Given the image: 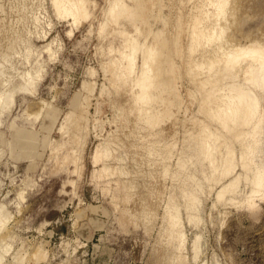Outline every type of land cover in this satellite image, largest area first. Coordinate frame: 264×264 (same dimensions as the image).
Listing matches in <instances>:
<instances>
[{
  "label": "rangeland",
  "instance_id": "374dc122",
  "mask_svg": "<svg viewBox=\"0 0 264 264\" xmlns=\"http://www.w3.org/2000/svg\"><path fill=\"white\" fill-rule=\"evenodd\" d=\"M123 2L130 8L114 17L107 14L108 0H85L84 14L73 20L52 0H0V93L12 92L11 102L0 104V204L2 214L9 211L0 229V264H264V197L255 196L250 208L243 194L264 185L243 178L245 192L216 198L222 186L207 179L211 167L195 153L200 125L228 140L236 157L240 143L209 114L204 74L194 77L184 64L207 51L214 56L219 42L218 52L233 44L264 45V0H227L217 21L224 24L222 39L194 51L188 48L189 14L199 1L144 0L143 8L137 0ZM127 33L158 48V79L170 74L167 84L173 82L169 90L157 79L154 98L143 106L134 83L141 49L132 75L120 77ZM168 63L174 70L165 74ZM255 63L243 60L218 82L236 80L255 95L263 119L251 157L260 165L264 86L254 81L255 69L245 70ZM217 150L216 157L225 151L223 145ZM235 172L244 176L240 166ZM186 193L199 199L197 212H190ZM166 210L178 216L180 227L172 228L184 233L180 247ZM198 213L201 221L190 223L188 215ZM195 235L202 239L194 260Z\"/></svg>",
  "mask_w": 264,
  "mask_h": 264
},
{
  "label": "bare ground",
  "instance_id": "6f19581e",
  "mask_svg": "<svg viewBox=\"0 0 264 264\" xmlns=\"http://www.w3.org/2000/svg\"><path fill=\"white\" fill-rule=\"evenodd\" d=\"M197 1H199L200 3L198 2L197 5L194 4L195 5L194 6V8H195L194 12L193 13L190 12L191 15L189 14V16H191L190 20L191 19L192 20L190 21L191 25H190V33H189L190 36H189L188 48L191 51L192 50L194 51V49H196L197 47H200V45H203V46L210 45L214 41H216L218 39H222L221 35L223 33L224 24L222 23L223 26H219V25H221V22L219 21V23H218L217 21H218L220 16L221 17L223 16L224 10L226 8L225 6L228 5L226 3L227 0H197ZM52 2H53L54 6L57 9L61 10V13H66L68 15H72L74 17L73 20H76V15L78 13L83 12V7H84V4H85V0H52ZM137 2H138V6L140 8H143L144 0H137ZM137 2H135V3L137 4ZM128 7L129 6H127V4H125L123 2V0H108V7H107L106 10H107V14H109L110 16L117 17L118 15L126 14V11L128 10ZM190 10H191V8H190ZM83 14H84V12H83ZM224 14H226V13H224ZM224 17H226V16L224 15ZM220 20L223 21L222 18ZM162 33H163V31H162ZM124 39H125L124 45H125V48H127L126 49L127 51L126 52L125 51L121 52V55H120V57L122 59H124V65H123V69L121 71L123 73H121L120 77L122 75H129L132 72H134V65H135L134 64V60H136L135 59V54H136L138 48L141 49V50H139V51H141V54H142V59H141V62H140L141 65L137 69L138 70V76H136V75L134 76V77H138V78H135L134 83L138 86V89H139L137 94H135V99H136V101L138 103H140L143 106V104H146L148 101H150L152 98H154V95L152 94L153 95L152 96L150 94V91L153 90L152 88H155V87L159 86V84H157V79L159 78V74H158L159 72L158 71L160 70L159 67H160L161 64L160 65L158 64L159 65L158 66L159 70L156 69L157 67L155 66V63L159 62V61H157L158 58H159L158 57V52L159 51H157L158 48L155 49V46L153 44L149 45V46H145V47L142 46V44L139 43L137 41V39H135V37H132L129 34L126 35ZM222 41L224 42V40H222ZM217 42H216V45H217ZM231 44H233V43H231ZM219 45H220V42L217 45L218 47L216 46L218 50H219V48L221 46V45L220 46ZM223 45H224V43H223ZM223 45H222V47H223ZM229 47H231V46H229ZM207 49H208V47H207ZM210 49H212V48H210ZM217 49H216L217 53L215 52V55L213 54L214 56H212V57L208 56L210 54H207L208 53V51H207V53L204 52V54H205L204 56L205 57L203 55H201L202 54L201 53L200 54L201 58H199L196 55L197 58H195V57H192L191 59L189 58L190 60L188 59L187 62L184 63V64H186V67H188L189 70L193 71L192 73H193L194 77H196L197 74H199V75L201 73L204 74L203 78H201V80L199 78V80L202 82V84H204V83L209 84V86H208L209 88H206V89H208V91L205 90V91H207V92H205L206 94L203 92L204 95H205V100L208 102V105H209V107H208L209 114L211 113L210 114L211 116H214L215 119L217 118L219 123L222 125L223 129H225L228 133L232 134L231 135V139L233 137L234 140H237L240 143L239 155L236 157L234 155L235 154L234 153V148L232 147L231 143L228 144L227 143L228 140L225 141V139H219L220 135L217 136L216 132L214 133V132H212V130L210 131L208 126L205 125L206 123L203 124V125L202 124L200 125L201 128L199 129L200 130L199 134L194 139V142H195V153H196L197 159L200 158V162L203 161V160L208 161V165L211 167V169H210V167H209V169L212 170V174H210L211 172L209 173L210 177H209V174H208V177L210 179L208 177H207V179L209 181H211V180L213 181L214 180L216 184L218 183V184H220L222 186L219 189V191L216 192V194H217L216 198L220 199V197H223V195L227 191L233 192V193H236V194H240L241 192L243 193L244 190L242 191L239 188V185H240L239 183L241 182L240 180L243 179V178H244V182L246 181L245 183L249 182L251 185H255V186H259V187L264 185V159H263V163L262 164L257 165L256 162L253 163V159L251 157V154H253L254 149L257 146L258 141H260L259 140L260 139V137H259L260 128H261L260 125H261V122H262V119H263L262 115H258L257 114V99H256L255 95L253 94V92H251L250 88H247V87L241 85L236 80H232L229 83H224V84H223L222 81H221V83L218 82L220 80H223V79L231 76L232 72L234 70H235V72H237L238 69L241 67V65H242L241 63L243 62V60H252V61L256 62L255 63L256 66L255 65L253 66V64H250L249 66L247 65V67H246L247 69H245V70L247 72L248 71L252 72L255 69V76H253V79H254L255 82L261 83V85L263 87L264 86V45H263V43L260 44V43L254 41V42H250V43L242 44V45H240V44L238 45L237 44L236 46H234V44H233V46L231 48H228V49L225 48L226 50H223V51H220V52H218ZM51 50L53 51V49H51ZM212 50L215 51L214 49H212ZM30 51H28V53ZM48 52H50V51H48ZM209 52H210V50H209ZM206 54L209 57L208 59H205L207 57ZM202 56L204 58H202ZM38 57H37V59H38ZM39 58H41V57H39ZM161 59H162V57H161ZM29 61H30V59H29ZM29 61L28 62L26 61V62L29 63ZM166 61L167 60L163 58V62H161V63L163 64ZM171 66L173 67L172 64L169 65V63H168L167 68H165L166 71L164 70L165 74H168V73H170L171 70H174V68L171 69ZM236 69H237V71H236ZM36 71H38V70H36ZM36 71H34V72H36ZM26 72H27V70H26ZM28 73H27V75H28ZM171 73L174 74L175 72L173 71ZM0 74H2V73L0 72ZM22 74H23V70H22ZM35 74H34V76L38 75V74H36V75ZM168 75L165 76V77H167L166 78L167 80H165V79H163V80L162 79H158V80H162L160 84L162 85L163 88L167 87L169 89L168 85L172 81H170V83L167 84V82H169L168 78L170 77V74H168ZM31 78L33 79L32 75L30 77L26 78L24 86H21V87L28 86V84L30 82H32ZM234 79H235V77H234ZM253 79H252V81H253ZM216 82L219 83V84H216ZM6 84H8V80H7ZM170 87L172 88L173 85H171ZM87 88L89 89L88 86H87ZM172 90H174V88ZM161 92H163V91H161ZM174 92H175V90H174ZM11 94H12V92L0 93V104L2 105L1 107H3L5 103H6V105L8 104L7 102L10 101L9 99H11L10 98ZM160 94L162 96V93H160ZM161 99H162V97H161ZM10 102H9V104H10ZM164 102H162V103H164ZM168 103L169 102H167V104ZM169 105H170V103H169ZM7 107H9V106H7ZM1 110H3V109H1ZM145 110H146L145 111L146 114L149 115V113H151V110H149V107L145 108ZM30 116H32V114ZM30 116L28 117V119L30 118ZM36 116H38V114ZM230 134H229V137H230ZM220 145L221 146L223 145L225 151L223 150L224 152L219 153L220 156H218L219 157L218 158V157H216V154H218L216 152L218 151L217 149H218V147H220ZM254 145H256V146H254ZM219 149L222 150L221 148H219ZM151 151H153V150H151ZM255 151H256V149H255ZM97 152H98V149H97ZM94 155H96V158H97L98 155L97 154H94ZM94 157L95 156H93L92 159H94ZM92 161L94 162V160H92ZM96 161L97 160H95V162ZM196 161H198V160H196ZM203 162H201V163H203ZM201 163H200V165H201ZM201 166H203V165H201ZM237 166H240V168L244 171V176H242V174L240 172H238V173L235 172V169H236ZM187 184H189V183H187ZM193 186H194V184H193ZM255 186H253V187H255ZM254 189H256V188H251L250 190H247L246 192L244 191L245 193H243V194H245L244 201H246V205H248L250 208H254L256 206L255 201H254L255 196L260 197V198L264 197V191L261 190V192H260L261 188L256 189V190H254ZM21 194L22 193H19V195H18V196H20L19 198L22 197ZM185 198H186V201L188 203L187 206L189 207L190 212L192 211V209H193V211L197 212V210H195V209H197V208H195V206L199 204V202H198L199 199L197 198V196H195L194 194H191V193H186L185 194ZM169 206H170V204H169ZM169 206H166V207H169ZM172 206L173 205H171V207ZM1 207H2V204H0V229L4 226L5 222L9 218V216L6 215V214H8L7 212H9V211H7L6 214H2V210L3 209ZM174 208H176V207H174ZM174 208L173 207L172 208L169 207V209L170 210L172 209V211L175 210ZM177 209H178V207L176 208L175 213H177V211H179ZM199 209H201V208H199ZM169 211H167V212H169ZM195 212H193V213H195ZM200 212H201V210H200ZM251 212L253 213V211H251ZM199 213H198V218H197L196 215H193V214L192 215L189 214L188 217L187 216L186 217L189 219L190 223H192V221L193 222L194 221L198 222L199 220L201 221V219H199L200 218V216H199L200 214ZM173 214L174 213L170 211V215H171L170 221H171V223L170 222L169 223H170L171 226H169V228L172 229V230H170L171 232L174 230V228H175V231H176V227H174V226H176V225L178 226L179 225L178 224L179 221L175 217L176 214H174V215ZM178 214L179 213H177V215ZM168 215H169V213H168ZM174 217L176 219L175 221H174ZM180 225H181V223H180ZM172 227H174V228H172ZM179 227L180 226H178V228ZM175 231H173V233ZM179 231H180V229H179ZM181 231L180 232L177 231L179 233V237L177 236V238H176L178 240V241L176 240V243L178 242L177 243L178 247H180V245H183V243H184V241H183L184 240V236H183L184 233H181ZM177 232H175V233H177ZM3 235H5V234H3ZM174 235H173V238L175 237ZM7 236H8V234H7ZM7 236H6V238H7ZM200 238H201L200 235H195L194 239H193V242H191L192 243V247H193L192 252H193V259L194 260L196 259V257L198 258L199 253H200L198 251L199 247L197 246V242L198 243L200 242ZM182 241H183V243H182ZM177 244H176V246H177ZM9 246H8V248H9ZM6 247H7V245L5 246V248ZM6 250H8V249H6ZM180 251H181V249H179V252ZM197 253H198V255H197ZM1 255L2 254H1V250H0V262H1V258H2Z\"/></svg>",
  "mask_w": 264,
  "mask_h": 264
}]
</instances>
